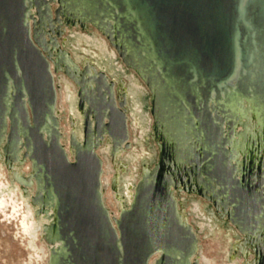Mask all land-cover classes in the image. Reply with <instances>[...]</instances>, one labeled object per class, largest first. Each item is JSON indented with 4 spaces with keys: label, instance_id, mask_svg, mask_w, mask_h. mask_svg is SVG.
Returning <instances> with one entry per match:
<instances>
[{
    "label": "water",
    "instance_id": "obj_1",
    "mask_svg": "<svg viewBox=\"0 0 264 264\" xmlns=\"http://www.w3.org/2000/svg\"><path fill=\"white\" fill-rule=\"evenodd\" d=\"M70 14L106 35L150 88L155 126L180 165L172 169L176 185L196 182L245 240L258 243L264 171L238 169L231 141L244 99L260 115L264 140V0H0V147L7 164L31 159L32 178L19 177L28 186L34 179V202L55 210L44 227L47 242L60 243L49 264H149L155 255V264H199V238L181 216L172 175L155 173L157 166L144 167L132 205L111 219L97 151L109 142L115 157L129 147L127 97L104 71L89 62L80 70L61 48L56 24ZM53 50L69 57L83 83L84 134H72V159L56 114Z\"/></svg>",
    "mask_w": 264,
    "mask_h": 264
},
{
    "label": "rangeland",
    "instance_id": "obj_2",
    "mask_svg": "<svg viewBox=\"0 0 264 264\" xmlns=\"http://www.w3.org/2000/svg\"><path fill=\"white\" fill-rule=\"evenodd\" d=\"M59 11L60 5L58 3H53L51 5L50 20H56V14ZM50 24H53V22H51ZM79 36H82L83 38L85 36H98L104 39L108 43L110 51H114L116 53L117 58L113 60V62L115 63V67H111L110 63L108 62V58L100 55L99 51L95 47L90 46L86 42L78 45L76 40ZM59 43L61 44L62 49H66L69 52L75 63L80 67V70H85V61H88L98 70H102L105 73L109 72L110 74H112L113 77L120 80L119 82H122V80L128 82L127 85L130 88H133L130 80L135 81L140 86L141 92H139L138 96L141 99L143 112H138L137 107H135L134 101L130 98L129 102L127 98V110H129L128 113L135 114L137 116V120L133 124V126L139 129L137 137L139 135L141 136V133L144 130L145 126L141 123V118L149 120L151 118V125L149 124V128H151V130H149V128L147 127V134L145 135L144 139L139 136L140 138L138 142H131L129 138V147L123 151V157H117L118 164L122 165V167L118 170V173L121 174L122 188L124 189V186L126 184L125 182L127 175H132V168L134 165H137V171L134 172L138 177L137 179L139 180V184L143 178L144 167H150V169H154L158 165L160 158V149L157 142L154 140L155 120L152 113V94L150 88L135 69L128 67L124 63L123 59L120 57L118 50L114 47L110 39L91 23H89L84 29L73 27L67 31H64L63 35L59 38ZM116 64H121L123 66L124 72H118L117 74H115L114 71H116L117 69L119 70V67ZM58 76H63L69 82L71 90L69 92L66 91L68 93L67 97L69 95L74 96L75 94L77 99L76 104L72 103L67 99V97H65V90L62 91L60 97V116L58 115L57 117L59 119V123L62 125L61 129L65 130L68 122L70 123V119H73L71 114L69 115V108L71 107V105L73 107H76V111L77 113H79V107L81 104L80 95L83 93V83L81 80H77L73 75L65 72H62L61 74L59 73ZM110 81L113 80L110 79ZM64 84L65 83L63 82V85ZM122 93H124L123 90ZM85 96L88 97L89 95L86 94ZM84 124L85 121L84 119H82V121H80V123L77 124L75 128L81 139L83 138L84 134ZM66 128L68 129V127ZM71 137L72 134H70L69 136V142H65L66 145H70ZM4 147L5 145H2L0 147V170L3 173L2 176L6 177V180H3L6 182H11L10 188H14L16 184L19 185L20 190L23 191V194L28 199L30 205L36 208V219L41 220L42 215L38 213V204L34 202L37 199L38 193L36 181L33 179V184L28 186L20 183L14 178V176L11 175L10 170L8 169L7 158L3 151ZM25 153L26 150H24V152L21 154V158H24ZM129 154H132V157H129ZM137 154H139L138 158H143L138 164L137 161H139V159L135 157ZM110 161L113 163L112 156H110ZM14 165L19 168L21 175L25 179L29 180L30 178H32L33 165L30 158L27 157L26 159H24L21 165L15 161ZM27 165H30L29 170H27L26 168ZM3 180L0 178V192L1 187L4 186ZM109 193L111 195L110 189ZM13 194H15L14 191L11 192V196H13ZM178 196L179 198L184 199V208H187V211L191 212L193 215L195 214L192 211V204L193 202L198 203L197 206L199 212H196V214L199 215L200 218L194 217L189 212L187 215L191 219L192 227H196L198 223L205 224V229L200 232L198 238L199 248L202 249V252L204 253L206 259L209 260V264H235L234 256L236 254L239 256L238 260L240 261V259H242V253L236 249V244L245 241V236L241 234L236 226L229 222L228 219L221 214V212H218L216 210L214 202L200 193L182 192L179 193ZM8 197L9 195H6L4 193L2 195L3 199H0V204L2 205L0 206V264H49V262L44 263L45 255L41 252L42 248L40 246L38 236L37 238L33 236L34 228L36 227L35 221L28 217L27 212L24 209L23 201L19 199L17 195H14L12 200H8ZM107 204L112 209V211H117L118 205H114L112 196L107 200ZM123 208L128 209L129 204L127 205L124 203ZM45 225L46 224H44L43 226L42 241L50 246L45 238ZM198 257L200 256H197V258ZM253 259L254 255H251L249 257V261H252Z\"/></svg>",
    "mask_w": 264,
    "mask_h": 264
},
{
    "label": "bare ground",
    "instance_id": "obj_3",
    "mask_svg": "<svg viewBox=\"0 0 264 264\" xmlns=\"http://www.w3.org/2000/svg\"><path fill=\"white\" fill-rule=\"evenodd\" d=\"M72 13V12H71ZM75 13V12H73ZM31 14L33 16L36 15V11L33 8L31 10ZM72 17H61V24H56V26L61 25V29L64 31H67L73 27L75 28H82L84 29L87 25L86 22L80 21L79 16H74L71 15ZM97 35V34H96ZM77 44L81 45L83 42H86L92 47H95L100 55L108 58V62L110 63L111 67H115V63L113 62L114 59L117 58L116 53L114 51H110V48L108 46V43L98 37H90V36H85L84 38L82 36H79L77 38ZM49 48L52 49V44L51 41L48 40ZM89 52V51H88ZM54 54V61L51 62V69L54 75L55 79V86L57 90V107H56V114L57 116L59 115L60 111V97L62 94V91L65 90V97H67L68 93L71 88L69 86V82L63 77V76H58V74L65 72L68 74L73 75L77 80L80 79V75L78 74L77 71L75 70V66L72 63V61L67 57V55H63L57 50H53ZM88 63V61H85V65ZM119 67V70L117 69L114 71L115 74L118 72H124L123 66L121 64H116ZM59 70V72H55V69ZM67 71V72H66ZM107 75L116 83V88L118 93H121L122 90L125 93V96L128 98L132 99L134 101L135 107H137L138 112H143L142 111V105H141V99L138 96L140 90V86L135 82L130 80L133 88H130L127 83L122 80V82H119L120 80L113 77L112 74L109 72H106ZM92 76H94V73L91 72ZM125 74V73H124ZM118 77V76H117ZM88 78V75H87ZM89 79V78H88ZM238 79V72H236L234 78L230 81V84L235 87L236 82ZM129 81V80H128ZM63 82L65 83L63 85ZM94 85V81L89 79V83H87V86L89 89H92V86ZM67 91V92H66ZM64 95V94H63ZM64 99V98H63ZM69 101L72 103L76 104V95L74 96L69 95L67 97ZM74 104V105H75ZM235 107L234 104L230 106V108ZM86 109V103H83L82 106L80 105L79 107V113L76 111V107H71L69 108V115L71 114L73 119H70V123L68 122V129L65 127V130H62V125L60 124V131L62 133V145L65 148L68 156L70 159L73 157V148L70 145H66L65 142H69V136L70 134H75V137L77 140L81 139L80 135L76 131V126L77 124L84 119V113ZM235 109V108H234ZM129 110H127V116H128V129H129V134H130V140L131 142H135L139 140V136L137 137V133L139 132V129L133 124L137 120V116L135 114L128 113ZM60 116V115H59ZM77 117V118H76ZM69 118V116H68ZM238 124H236L235 129H234V137L232 139V148L236 152L235 156V162L238 165V169H249V168H260L262 171H264V140L262 138L261 134V129H262V121L260 118L259 113L254 111L253 109V104L251 101L248 100H242V107L240 108V111L238 112ZM142 123V121H141ZM147 126L149 128V124L151 125V118L150 120H147ZM146 126V127H147ZM226 131L227 125L225 126ZM151 130V128H149ZM79 138V139H78ZM135 138V139H134ZM154 140L157 142L159 149H160V158L157 167L155 168L154 172L155 173H160V174H165V175H172V187L171 191L176 198L179 208H180V213L183 218V220L186 223H189L191 225V219L188 217V212L187 208H184V199L179 198L178 194L185 192V193H200L199 191V186L196 182L192 181L191 183H188L186 181L185 183L181 182L179 179V184L176 185L175 183V175L176 173H172V169L177 171L180 166L174 156L173 150L171 149L170 143L168 141L167 135L164 133V131L158 127L157 125L155 126V133H154ZM111 145L110 143H104L101 148L98 149L97 153L101 157L103 161V176H102V193H103V200L104 204L109 210V214L111 219L113 220L114 218L118 219L121 212L123 211L124 203L129 204V207L132 205L133 200H134V194H135V187L138 184L139 180L137 179L138 177L135 175L134 171H137V165H134L132 168V175L130 176L127 175L126 177V184L124 186V189L122 188L121 184V174L118 173V170L122 167V165L118 164L117 162V157H123L124 153L122 149H119L118 152L116 153L115 157L113 158V163L110 161V156H112V151H110ZM137 149V148H136ZM125 150V149H124ZM111 152V153H110ZM135 152V151H134ZM137 153V152H136ZM134 154V153H133ZM1 156V155H0ZM129 157H132V154L128 155ZM139 154H137L135 157L138 158ZM134 157V159H135ZM147 158V157H146ZM149 158V157H148ZM151 158V157H150ZM139 161H137V164L141 162L143 158H138ZM135 161V160H134ZM13 160L9 161L8 163V169L10 170V173L14 178L19 181L20 183L27 185V182H23L20 179V170L18 167L14 165ZM130 163V162H129ZM134 163V162H133ZM132 163V164H133ZM27 170L30 169V165L26 166ZM150 168V167H148ZM138 173V172H137ZM2 171L0 170V178L3 180H6L5 176H2ZM129 174V173H128ZM149 172L147 170L144 171L143 176H147ZM120 175V176H119ZM187 178V180L190 178V176L185 173L184 174ZM114 177V178H113ZM125 179V178H124ZM4 181V180H3ZM9 181V180H7ZM135 182V183H134ZM128 183V184H127ZM9 185V187H8ZM11 182H6L4 181V186L1 187V192H0V199L2 200V195L5 193L6 195H9L8 200H12L14 195H17L19 199H21L24 203V209L27 212V215L30 219L35 221L36 227L34 228V234L33 236L37 238L41 246V252L44 253L45 255V262H49V257L51 256L52 252L57 251L60 247V243H55L53 245H47L45 242L42 241V235H43V226L44 224L50 226L54 221H55V210L53 207H43L38 204L39 208V214L42 215L41 220L36 219V208L32 207L28 201V199L24 196L23 191L20 190V187L18 184L14 188H10ZM4 188V189H3ZM6 188V189H5ZM8 188V189H7ZM109 189L111 191V195L109 193ZM8 191V192H7ZM15 192L13 196H11V192ZM22 193V195H21ZM32 193V192H31ZM206 198H210L209 195L202 193ZM25 200H24V198ZM113 198L114 200V205H118L117 211H112V209L109 207L107 204V200L109 198ZM107 198V200H106ZM108 205V206H107ZM198 203L193 202L192 204V211L194 212L195 215H193L191 212H189L191 215H193L196 218H200L199 215L196 214L198 213ZM0 206H2L0 204ZM188 207V206H187ZM192 216V217H193ZM193 217V218H194ZM115 224V223H114ZM194 231L196 232L197 236L199 237V234L201 231L205 229V224L204 223H198L196 227L193 226ZM46 235V234H45ZM241 244V246L239 245ZM236 244V249L239 250L242 253V259H239V256L236 254L234 256V262L235 264H257L261 263L264 261V231L261 232V238L259 239L258 243L251 244L249 239H246L243 243ZM239 245V246H238ZM254 255V259L252 261H249V257ZM197 256H200L197 258ZM196 258L198 259L199 264H209V260L206 259L204 256V253L202 252V249L199 248V252L197 254ZM159 258V255H155L151 258L149 264H155L157 259ZM240 262V263H239Z\"/></svg>",
    "mask_w": 264,
    "mask_h": 264
},
{
    "label": "flooded vegetation",
    "instance_id": "obj_4",
    "mask_svg": "<svg viewBox=\"0 0 264 264\" xmlns=\"http://www.w3.org/2000/svg\"><path fill=\"white\" fill-rule=\"evenodd\" d=\"M147 120L148 119H145V118H141V121H142V124H144L145 126H144V130L142 131V133H141V138H143L144 139V137H145V135L147 134ZM147 126V127H146ZM221 208V207H220ZM216 210L218 211V212H221V214L223 215V216H225L226 218H227V216L223 213V210H222V208L220 209V210H218L217 208H216ZM228 219V218H227ZM228 221H229V219H228ZM230 222V221H229ZM255 241H258V238H256V239H254Z\"/></svg>",
    "mask_w": 264,
    "mask_h": 264
}]
</instances>
